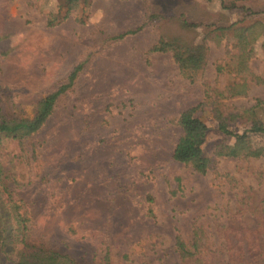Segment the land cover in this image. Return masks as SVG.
<instances>
[{
	"label": "rangeland",
	"instance_id": "1",
	"mask_svg": "<svg viewBox=\"0 0 264 264\" xmlns=\"http://www.w3.org/2000/svg\"><path fill=\"white\" fill-rule=\"evenodd\" d=\"M239 4L248 11L224 10L218 1L89 0L65 16L61 0H0L7 112L31 118L81 66L44 126L22 144L10 142L0 157L9 188L30 212V244L78 264H175V238L191 239L196 225L215 244L218 222L255 226L238 202L246 192L255 203L264 200V157H217L216 146L235 138L219 131L214 103L206 106L212 91L240 81L230 59L235 42L216 28L264 23V0ZM149 14L156 18L148 22ZM50 15L60 21L49 25ZM173 37L204 44L201 69L182 71L171 53L152 51ZM262 39L249 66L263 82L219 101L223 111L242 115L264 101ZM192 108L209 128L203 151L213 165L206 174L173 159L182 135L177 120ZM257 119L264 122L260 109ZM248 127L245 116L231 125L236 133ZM253 141L264 145L259 135Z\"/></svg>",
	"mask_w": 264,
	"mask_h": 264
},
{
	"label": "trees",
	"instance_id": "2",
	"mask_svg": "<svg viewBox=\"0 0 264 264\" xmlns=\"http://www.w3.org/2000/svg\"><path fill=\"white\" fill-rule=\"evenodd\" d=\"M66 9L65 16L75 11L81 3L89 0H61ZM204 3L218 1L224 10L248 11L245 5H240V0H196ZM154 14H149L148 22L155 19ZM60 18L50 15L48 24L54 25ZM182 26L191 29L195 24L182 21ZM219 36L231 35L235 53L230 56L236 68V76L240 81L216 89L207 95V104L214 103V113L218 122L219 131L235 138L232 145L218 144L215 155L223 158L259 159L264 157V145H257L253 135L264 137V122L257 119V110L264 112V101L257 100L256 104L243 112L242 115L227 113L217 103L226 98L246 95L249 83L254 81L262 83L263 80L252 73L250 61L255 55V44L262 40L264 54V23L255 22L244 24L243 20L233 23L228 27H217ZM206 47L203 43H186L179 37L160 38L152 51L157 53H171L172 58L179 68L185 70H199L205 63ZM81 66L76 67L68 78V83L58 88L41 99L33 116L23 117L7 112L2 106L0 96V157L10 142H22L37 133L48 121L54 111L55 104L62 94L70 89ZM208 100V102H207ZM199 106H204L201 104ZM196 108L184 111L177 120V125L182 131L175 149L173 159L176 162L191 166L196 172L206 174L213 165V161L203 151V145L209 133L207 125L195 116ZM247 117L249 127L242 133H236L231 125ZM10 176L4 171L0 161V264H78L68 255L47 249L43 246L30 244L29 224L30 212L22 201L18 200L9 188L7 181ZM11 180V179H10ZM238 203V213L248 210L255 217V226H248L242 222L239 226L234 223L216 224L215 236L219 244L213 242L214 235L203 226L196 225L191 239L182 236L175 238V251L178 261L175 264H264V200L257 203L253 201L250 192ZM151 211V209L149 210ZM109 259V253L105 256Z\"/></svg>",
	"mask_w": 264,
	"mask_h": 264
}]
</instances>
